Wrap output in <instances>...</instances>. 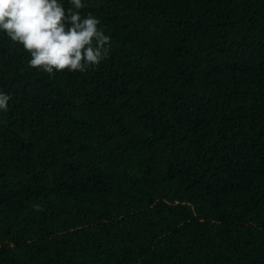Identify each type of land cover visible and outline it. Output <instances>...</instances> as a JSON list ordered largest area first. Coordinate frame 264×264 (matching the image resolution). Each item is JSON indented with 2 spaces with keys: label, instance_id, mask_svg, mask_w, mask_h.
<instances>
[{
  "label": "trees",
  "instance_id": "obj_1",
  "mask_svg": "<svg viewBox=\"0 0 264 264\" xmlns=\"http://www.w3.org/2000/svg\"><path fill=\"white\" fill-rule=\"evenodd\" d=\"M82 3L86 72L0 31V264H264V0Z\"/></svg>",
  "mask_w": 264,
  "mask_h": 264
},
{
  "label": "clouds",
  "instance_id": "obj_2",
  "mask_svg": "<svg viewBox=\"0 0 264 264\" xmlns=\"http://www.w3.org/2000/svg\"><path fill=\"white\" fill-rule=\"evenodd\" d=\"M0 0V31L29 53V66L50 76L56 72H86L107 58L111 38L92 13L81 14L82 0ZM10 95L0 92V111ZM37 210L38 209V206Z\"/></svg>",
  "mask_w": 264,
  "mask_h": 264
}]
</instances>
